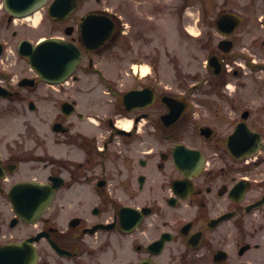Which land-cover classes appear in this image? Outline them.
Listing matches in <instances>:
<instances>
[{
  "label": "flooded vegetation",
  "instance_id": "1",
  "mask_svg": "<svg viewBox=\"0 0 264 264\" xmlns=\"http://www.w3.org/2000/svg\"><path fill=\"white\" fill-rule=\"evenodd\" d=\"M159 4L79 0L64 21H54L82 50L79 67L90 70L96 58L138 53L157 68ZM218 5L211 18L199 19L210 27L209 60L199 81L162 84L149 65L128 88L114 81L79 88L44 82L20 54L22 42L32 40L31 21L2 8L0 248L26 243L19 258L5 264H264V147L240 157L257 139L264 141V51L258 50H264V38L256 32L264 27V0ZM203 6L208 13V0ZM43 8L47 14L48 5ZM188 8L181 0L174 11L186 40ZM227 12L243 20L225 38L234 49L247 41L248 51L220 49L224 36L217 25ZM88 16L99 18L84 33ZM110 25L113 31L99 47L85 40L92 31L104 35ZM150 45L153 50L145 52ZM27 77L36 83L30 85ZM131 89L142 92L128 104L139 105L128 110L124 96ZM99 107L112 110L100 115ZM119 116L131 118L133 127L125 129ZM20 118L25 129L11 130ZM181 143L195 151L180 148ZM29 179L55 193L50 206L28 220L17 215L9 189ZM17 252L0 250V256Z\"/></svg>",
  "mask_w": 264,
  "mask_h": 264
},
{
  "label": "rangeland",
  "instance_id": "2",
  "mask_svg": "<svg viewBox=\"0 0 264 264\" xmlns=\"http://www.w3.org/2000/svg\"><path fill=\"white\" fill-rule=\"evenodd\" d=\"M0 0V13L2 12ZM207 0H187L189 8L188 14L189 24L187 25L188 30H192V34L188 33L189 38L183 36L182 29L178 24V16L174 14L175 9L181 0H160V23L158 39L154 43L155 49L161 52V55L156 60L157 68L151 65L148 59L140 58L138 53L132 56L121 57V58H96L95 66L90 70L85 69V65H82L76 72L79 80L69 79L66 84L71 88H79L84 83H105V82H116L125 88L132 86L138 82L136 75L133 73L132 66L135 64L149 63L153 72L158 77L162 84L174 85L177 79L188 81L191 79L192 82L199 81L205 65H207L208 53L205 50L206 34L209 32L210 27L204 25L199 19L211 18V10L216 12L220 6L219 2L224 0H208L209 12L207 13L206 8L203 6ZM218 1V4L215 2ZM218 6V8L215 7ZM40 21L35 26V16L31 19L32 31L30 36L34 42L38 41L43 37L52 35L64 36L58 25L49 17L45 15V10L41 9ZM257 34L264 38V27H256ZM216 37L221 38L220 34H216ZM135 51H139L137 43H134ZM249 45L246 42L240 43V46H236L234 53L238 51H248ZM153 50V46L150 45L145 48V52ZM260 51H264L258 48ZM87 64V62L85 63ZM19 66V65H17ZM87 66V65H86ZM30 74V73H28ZM73 84H75L73 86ZM174 91L173 89H169ZM110 108L99 107L96 111L101 115H105L109 112ZM112 110V109H110ZM31 116L34 114L30 113ZM122 118L123 116H119ZM14 131H20L25 129L24 121L22 118L17 119L16 122H11ZM188 141V140H187Z\"/></svg>",
  "mask_w": 264,
  "mask_h": 264
},
{
  "label": "water",
  "instance_id": "3",
  "mask_svg": "<svg viewBox=\"0 0 264 264\" xmlns=\"http://www.w3.org/2000/svg\"><path fill=\"white\" fill-rule=\"evenodd\" d=\"M48 0H5L6 9L15 15H25L33 12ZM78 5V0H53L49 7L50 14L56 19L61 20L64 14L72 12ZM98 18L90 16L87 18L84 24V28L94 27L95 21ZM241 22V18L234 13H226L219 18L218 27L223 33H232ZM70 33V31H68ZM91 34L97 35L99 38L92 42V45H99L106 37L105 35L92 32ZM221 47L225 50L232 48V42L229 40H223L220 43ZM21 53L26 55L30 59L32 68L45 80L51 82H62L68 78L72 72L76 69L79 62L82 59V52L76 44L71 41L58 37H49L42 39L37 44L29 43L27 48L24 45L21 46ZM33 81V79L31 80ZM140 91L132 90L126 94V100L137 99ZM169 98V97H165ZM170 99V98H169ZM137 105V104H135ZM234 138L229 139V143L232 146ZM12 193L21 194L24 196L33 195L35 198L32 200L23 199L15 201V209L21 216L26 217L32 214V209L35 208L38 195L49 194L46 186L39 182H21L16 184ZM37 196V197H36ZM39 203L46 206L49 200H39Z\"/></svg>",
  "mask_w": 264,
  "mask_h": 264
},
{
  "label": "bare ground",
  "instance_id": "4",
  "mask_svg": "<svg viewBox=\"0 0 264 264\" xmlns=\"http://www.w3.org/2000/svg\"><path fill=\"white\" fill-rule=\"evenodd\" d=\"M34 16H35L34 22H37L40 19V13L39 12H36ZM123 122L125 123V125H126L127 128H129L131 126V121L125 120Z\"/></svg>",
  "mask_w": 264,
  "mask_h": 264
}]
</instances>
